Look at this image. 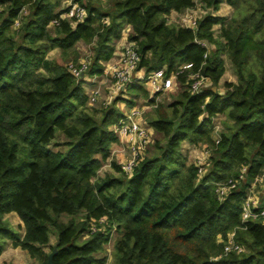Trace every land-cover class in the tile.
<instances>
[{
	"label": "trees",
	"instance_id": "1",
	"mask_svg": "<svg viewBox=\"0 0 264 264\" xmlns=\"http://www.w3.org/2000/svg\"><path fill=\"white\" fill-rule=\"evenodd\" d=\"M76 1L87 16L72 25L60 18L62 0H0V253L10 240L37 264H47L53 249V264H264L263 220L241 221L249 185L264 166V0H199L213 10L226 2L238 16L208 13L195 29L167 21L195 0ZM125 24L145 74L191 68L176 75L183 87L174 100L154 107L149 124L164 143L155 141L131 176L98 178L117 139L110 126L123 116L119 98L89 107L81 83L47 53L58 48L64 56L78 41L92 44L87 74L99 75ZM222 54L236 82L218 91ZM197 71L206 83L193 93L190 75ZM127 92L147 96L140 84ZM219 114L232 125L214 144L212 119ZM185 140L214 145L198 181L197 167L182 152ZM243 165L245 180L219 200L215 183L237 176ZM10 212L22 221L23 235L4 219ZM50 228L56 242L48 246ZM113 229L115 260L107 263L101 252ZM231 232L245 251L224 255Z\"/></svg>",
	"mask_w": 264,
	"mask_h": 264
},
{
	"label": "built area",
	"instance_id": "2",
	"mask_svg": "<svg viewBox=\"0 0 264 264\" xmlns=\"http://www.w3.org/2000/svg\"><path fill=\"white\" fill-rule=\"evenodd\" d=\"M61 7L64 8V11L60 14V18L68 19L72 25L84 21L87 16L86 8L81 5L76 0H62ZM3 9V5L0 3V13ZM213 11L210 8H200L197 9H185L182 15L179 17L177 24L182 27H187L195 29L197 25V20L205 15L211 14ZM201 13V15L199 14ZM107 21V19H104ZM57 20H53L51 25L57 24ZM19 25V20H16L13 24L14 27ZM129 36V35H128ZM200 44L208 47L207 43L204 40L198 41ZM206 54H204L205 56ZM139 54L137 51L136 44L126 40L122 46L117 60L114 63L108 65L106 74L109 80V84L106 89V96L101 101L103 106H108L114 99H125L126 90L130 83L134 80H145V88L149 93V97H153L156 93H160L166 90L171 89L176 80V75L184 70L191 68V63L184 64L180 67V70L175 73L167 75L164 68H159L149 72L148 74H137L139 68ZM90 61L84 59L79 63H68L66 65L69 73L75 78L76 82L81 83V79L84 74L87 73ZM192 82L189 86L191 92L197 93L200 88L206 83V78L201 76L199 72H194L190 75ZM91 82L94 84L93 88L87 95V102L89 105L94 104L100 100L102 95L101 84L103 83L102 79H99L98 76L92 75L90 78ZM156 104L150 106L145 105H134L127 112L123 113V116L112 125V130L117 135L121 136L126 144V147L130 150L129 157L122 163L121 172L128 177L132 175L134 168L139 163L140 160L144 157V150L147 147V144L150 141V130L145 125L143 120V113L145 107H154ZM219 138L214 139V144H217ZM212 148L214 145H211ZM206 159L210 156L206 155ZM205 159L198 161L196 167L198 169V175L200 176L203 171V166L205 164ZM246 165L241 166L237 176L230 177L224 181L218 182L215 186V195L219 200L224 199L228 193L236 189L244 180ZM259 190H264V166L261 171L254 177L251 181L247 194L242 202L241 209V221L247 222L249 220H258L262 219L264 223V203H261ZM244 247L238 243L234 238V232L228 234L226 243L223 246L224 255L229 252L242 253L244 252ZM221 256V255H218ZM218 256L212 258V260L217 261Z\"/></svg>",
	"mask_w": 264,
	"mask_h": 264
},
{
	"label": "rangeland",
	"instance_id": "3",
	"mask_svg": "<svg viewBox=\"0 0 264 264\" xmlns=\"http://www.w3.org/2000/svg\"><path fill=\"white\" fill-rule=\"evenodd\" d=\"M101 1H102V3L104 5H106L107 0H101ZM196 1L198 3V7H197L198 9L197 10H200L201 5L199 3V0H196ZM227 5L225 3H222V5H221V6H225L226 7L225 11H223L224 15H225L224 17H226V19L229 20L233 16H238V13L236 12L237 10L235 8H233L232 6H230L229 4H227ZM201 8H204V7H201ZM199 14L201 15V13H199ZM181 15H182V13H179L178 16L173 17L174 21H172V22L174 24H177V21H179V17ZM217 32H218V28L216 30V34L215 35L218 34ZM77 47H78V49L75 48V50H74L75 52H71L74 49L73 48L72 50H70L68 52V55H64V61L65 62H62V63H64L65 66L68 63H70V62L77 64L80 61H82V60H80L81 57H85V56L87 57L86 59H88L90 61V63H91L92 44H87V43L82 41L80 44H77ZM222 56H223L224 67H225V72H224V75H223L222 79H229V80L235 79L236 80V76L234 74L233 67H232V64H231L230 60L228 59V57L225 54H223ZM77 60H79V61H77ZM137 81H136V84L143 85V87L145 88V80L144 79L137 80ZM93 84L97 85L96 82H94ZM108 84H109V80L104 77L103 83L101 84L102 95L100 97V100L98 102L94 103V104H91V105H89L88 102H87V105L89 107L99 108V106L102 105L101 101L106 96L105 87H107ZM182 87L183 86H181L178 90L171 91V92L170 91L160 92L159 94L155 95V98H154V96L150 98L149 97V93H148V91L145 88V90L147 92V96H141L144 99V101L139 99V101H134V104H132V105L150 106L152 104L153 105L154 104L157 105L159 103H163L166 106L168 103H170L171 101L174 100V98L181 91ZM223 89H224L223 88V83L221 82V84H219L216 87V90L222 91ZM126 95L128 97L127 90H126ZM152 98H153V102H149V99H152ZM143 102H144V104H143ZM126 105H128V104L126 103ZM154 114H155L154 107H150V108L146 109L144 114H143V120L145 122V125L150 130V141H149V143L147 144V147L144 150L143 159L154 151V143H155V141H157V140H161L162 142L164 141L162 135L157 133V132H155L154 129L149 124V121L154 117ZM212 122H213V126H212L211 138H212L213 141H214V139L219 138L220 133L226 132L228 130V128L231 127V125H232V122L230 120H228L227 117L225 115H223V114H219V115H216L215 117H213ZM110 128H112V126H110ZM115 135H116L117 139L114 142H112L110 144V146H109V155L102 162V165H101L100 169L97 172L98 178H103L106 175H112V176H116V177H119L121 175H125V174H123L121 172L120 169H121L122 163L129 157L130 150L126 147L124 139L121 136L117 135L116 133H115ZM60 140H63V136L62 135H60L58 137V139H57V141H60ZM50 146L54 147V143H51ZM181 148H182L183 154L185 155V157L187 159V162H186L187 164H193V165L196 166L199 160L205 159L204 160L205 164L203 166V171H202L200 176L199 175L197 176V181H198L199 179H201V177L206 173V171L208 169V164L206 165L207 159H206V157L204 158V155H205V153H207L206 155H208V153L211 155L213 153L214 147L212 148V146H211V144L209 142L190 143L187 140H185L182 143V147ZM54 149H57V148L54 147ZM113 164L118 166L119 171H116L114 169ZM197 173H198V169H197ZM125 177H128V176L125 175ZM217 183H215V186H216ZM259 196H261L260 193H259ZM262 199H264V198H262ZM4 219L7 220L10 224H11V222L13 220L9 216H6ZM12 226L15 227V228L18 227L17 225H12ZM49 236H52L53 239L56 240V233H55V229L54 228H50ZM117 237H118V232L113 229L110 241L107 244L104 245V249L101 252V255H105L107 257V263H112L115 260V258H114V242H115V239ZM244 249H245V247H244ZM218 257H219L218 259L221 258V256H218Z\"/></svg>",
	"mask_w": 264,
	"mask_h": 264
},
{
	"label": "crops",
	"instance_id": "4",
	"mask_svg": "<svg viewBox=\"0 0 264 264\" xmlns=\"http://www.w3.org/2000/svg\"><path fill=\"white\" fill-rule=\"evenodd\" d=\"M195 2H196V6L191 7L192 9H198L197 8L198 7V3H197L196 0H195ZM223 3H225L227 5L226 2H223ZM221 5H222V3L220 4L218 10H213L212 9L213 12L211 14L212 15H217V16L224 17L225 15H224V12L223 11H225L226 7L225 6H221ZM186 9H190V8H186ZM184 10L181 11V12L171 11L170 14L167 16L168 23L174 24L172 22V21H174L173 20V17L178 16L179 13H183ZM218 27H219L218 24L213 26L214 37H217V35H215V34H216V30H217ZM130 33H131V25L125 24L124 27H123V29H122L121 37L119 39H116V40L113 41V45H114L113 56L108 61L102 63V73L99 74V75H96V76H98L99 79L104 80V77L106 79H108L107 74H106L107 67H108L109 64L114 63L117 60L118 54H119L122 46L126 42V40L128 38V35ZM81 42L82 41H78L76 43L74 49L71 52H75L74 51L75 48L78 49L77 44H80ZM47 57L50 58V59L56 60L58 62H65L64 61V56L62 55L61 51L58 48H53L50 51H48ZM86 58L87 57L85 56V57H81V59L80 58L79 59L83 61ZM222 58H223V56H222ZM77 61H79V60H77ZM137 74H144V70L143 69H139L138 72H137ZM223 75L220 78L219 84H221V82L223 83V82H225L227 80H228L227 82H236L235 79H232V80L222 79L223 78ZM90 78H91V76L86 73V74L83 75V77L81 79V85H82V87L84 89L85 94H87L88 92H90L91 89L94 86V84L91 82ZM136 81L137 80H134L133 83L136 84ZM130 84H132V83H130ZM180 87H181V85L175 80L174 86L171 89L166 90V91H170V92L171 91H175V90H178ZM163 92H165V91H163ZM105 93H106V89H105ZM127 94H128V97L127 96L124 97L125 99L131 98L134 101H139V99H141L142 101H144V99L141 97V95H132V94H130L128 92H127ZM154 98H155V96H154ZM125 102L126 101L125 100H122V99H119L116 102V107H118L120 109V111H122V113L127 112L132 106H134V105L131 106L129 104L126 105ZM143 104H144V102H143ZM154 107H156V106H154ZM148 108L149 107H145V110L148 109ZM145 110H144V112H145ZM259 193L261 195L260 196V200L262 201V198H264V190H260ZM6 216H9V217H11L13 219L12 222H11L12 225L20 226L19 233L21 235H23V232H24L23 231V223L19 219V217L17 216V214L14 213V212H10L8 214H5L4 215V218ZM55 242H56V240L53 239L52 236H49L48 246L49 245H54ZM48 246H44L43 247L44 250H48ZM0 264H37V261L34 258L30 257V255L28 254V252L26 250L20 248L19 246H16V247L13 246L12 245V242L10 240H7L5 242V245H4V248H3L2 252L0 253Z\"/></svg>",
	"mask_w": 264,
	"mask_h": 264
},
{
	"label": "water",
	"instance_id": "5",
	"mask_svg": "<svg viewBox=\"0 0 264 264\" xmlns=\"http://www.w3.org/2000/svg\"><path fill=\"white\" fill-rule=\"evenodd\" d=\"M55 253V249H53L49 254H48V257H47V264H53L52 263V257Z\"/></svg>",
	"mask_w": 264,
	"mask_h": 264
}]
</instances>
